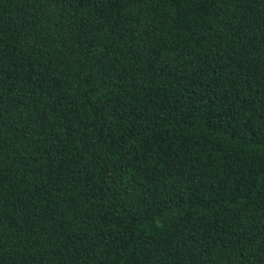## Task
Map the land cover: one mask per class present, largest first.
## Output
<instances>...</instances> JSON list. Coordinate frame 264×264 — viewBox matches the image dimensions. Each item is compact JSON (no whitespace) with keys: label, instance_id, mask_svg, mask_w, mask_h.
Instances as JSON below:
<instances>
[{"label":"trees","instance_id":"1","mask_svg":"<svg viewBox=\"0 0 264 264\" xmlns=\"http://www.w3.org/2000/svg\"><path fill=\"white\" fill-rule=\"evenodd\" d=\"M0 264H264V0H0Z\"/></svg>","mask_w":264,"mask_h":264}]
</instances>
